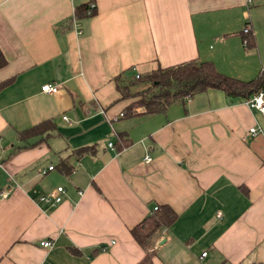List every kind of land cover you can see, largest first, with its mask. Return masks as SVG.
<instances>
[{"label": "crops", "instance_id": "0c3cea01", "mask_svg": "<svg viewBox=\"0 0 264 264\" xmlns=\"http://www.w3.org/2000/svg\"><path fill=\"white\" fill-rule=\"evenodd\" d=\"M0 53V264H264V113L212 88L122 116L112 81L191 60L254 78L264 0H0ZM159 205L174 218L142 248Z\"/></svg>", "mask_w": 264, "mask_h": 264}, {"label": "trees", "instance_id": "16d2710c", "mask_svg": "<svg viewBox=\"0 0 264 264\" xmlns=\"http://www.w3.org/2000/svg\"><path fill=\"white\" fill-rule=\"evenodd\" d=\"M85 5L75 9V14H83ZM246 42L242 45L250 47L251 39L244 35ZM246 44V45H245ZM4 59L0 53V67ZM120 80V81H119ZM119 99L129 98V103L122 110V116H149L162 112L173 101L191 97L206 89H218L227 96L246 99L258 90L264 89V71L259 70L257 75L247 81H240L218 73L210 62L186 61L168 67H156L154 70L137 78L124 79L120 76L112 78ZM144 84V88L131 91V87ZM39 125L25 130L28 133H37ZM83 148L77 150L82 153ZM65 174L69 167L61 166ZM174 218L169 207L159 205L151 210L137 225L130 229L131 237L145 248L149 237L160 227L168 225ZM149 256L145 253L138 264H148Z\"/></svg>", "mask_w": 264, "mask_h": 264}, {"label": "built area", "instance_id": "2783aa9c", "mask_svg": "<svg viewBox=\"0 0 264 264\" xmlns=\"http://www.w3.org/2000/svg\"><path fill=\"white\" fill-rule=\"evenodd\" d=\"M93 9L92 5L89 4L87 6V12L91 11ZM249 27L247 25L243 26L241 29V34H246L248 33ZM243 44L245 41H242ZM259 70L264 71V66H262ZM138 74H134L133 78H137ZM57 90L56 85H49V84H44L40 86V91L45 92V93H54ZM263 90H258L255 93L251 94L248 98L245 99L244 103L246 104L247 107L253 108L258 110L261 113H264V98H263ZM61 119L67 122V118L65 116H61ZM259 132V129L257 127H250L246 130L245 135L246 137H253ZM107 146L111 147V142H107ZM143 161L147 162L149 161V157L145 154L143 157ZM51 166H47L46 169H41L40 174L44 173L45 170H51ZM63 193V189L60 186L55 187L52 191H49L44 194H37L35 191H31L30 197L31 199L37 203L38 205L45 206V207H53L57 205L60 200H61V195ZM0 196L5 197L6 193L3 191H0ZM39 246L41 247H48L49 242L48 241H39ZM204 253H201L200 256H203Z\"/></svg>", "mask_w": 264, "mask_h": 264}, {"label": "rangeland", "instance_id": "374dc122", "mask_svg": "<svg viewBox=\"0 0 264 264\" xmlns=\"http://www.w3.org/2000/svg\"><path fill=\"white\" fill-rule=\"evenodd\" d=\"M120 81V80H119ZM144 84H139V85H137V86H133V87H131L130 89H131V91H136V90H140V88H144ZM126 102H127V104L129 103V98H126V99H124Z\"/></svg>", "mask_w": 264, "mask_h": 264}]
</instances>
